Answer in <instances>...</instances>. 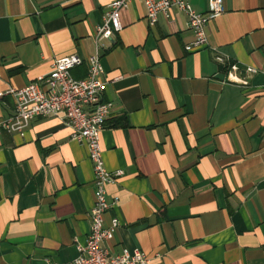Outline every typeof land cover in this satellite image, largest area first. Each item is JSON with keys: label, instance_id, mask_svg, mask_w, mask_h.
<instances>
[{"label": "crops", "instance_id": "1", "mask_svg": "<svg viewBox=\"0 0 264 264\" xmlns=\"http://www.w3.org/2000/svg\"><path fill=\"white\" fill-rule=\"evenodd\" d=\"M112 1L0 0V91L26 86L55 58L100 53L111 104L102 157L123 172L107 186L104 224L119 226L105 246L140 250L149 264H264V0H223L193 52L186 15L172 9L151 25L142 0L120 10L112 39L96 41ZM232 62L257 70L246 85L228 79ZM70 73L84 78L86 62ZM13 112L4 94L0 122ZM93 180L86 144L61 116L33 118L23 136L2 130L0 264L76 258Z\"/></svg>", "mask_w": 264, "mask_h": 264}, {"label": "built area", "instance_id": "2", "mask_svg": "<svg viewBox=\"0 0 264 264\" xmlns=\"http://www.w3.org/2000/svg\"><path fill=\"white\" fill-rule=\"evenodd\" d=\"M131 0H113L108 4L102 23L97 26L96 41L112 39L114 33L122 28L120 10L127 8ZM145 18L149 24L157 22L160 16L169 19L172 9L183 12L187 18L188 29L193 40L185 44L187 52H193L207 45L205 27L209 21L224 12L223 0H208V8L203 13L193 10L186 0H142ZM218 62L224 61L216 55ZM100 53L83 60L77 54L55 58L50 70L26 86L0 91V97L8 94L13 98L14 112L0 122V132H16L23 136L30 121L38 116H61L71 128L72 137L84 142L88 158L93 167L94 202L89 212V231L84 244H76L78 255L72 261L63 264H149L150 258L140 250L129 251L123 247L119 252H112L105 243L111 240L119 226L117 218L104 224V214L112 204L107 199V186L122 170L110 172L105 168L100 146V134L109 115L110 102L104 101L102 91L105 83L100 79L102 72ZM86 62L87 74L84 78H74L72 68ZM245 76L239 77L241 70ZM252 67L241 68L237 62L227 67V77L231 82L247 84L248 77L256 73ZM43 264H62L45 260Z\"/></svg>", "mask_w": 264, "mask_h": 264}]
</instances>
